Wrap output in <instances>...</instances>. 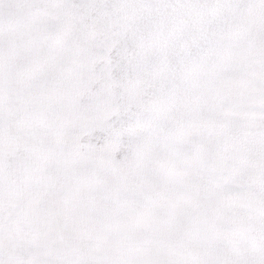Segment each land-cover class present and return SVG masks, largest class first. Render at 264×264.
Wrapping results in <instances>:
<instances>
[{
  "label": "snow or ice",
  "instance_id": "obj_1",
  "mask_svg": "<svg viewBox=\"0 0 264 264\" xmlns=\"http://www.w3.org/2000/svg\"><path fill=\"white\" fill-rule=\"evenodd\" d=\"M0 264H264V0H0Z\"/></svg>",
  "mask_w": 264,
  "mask_h": 264
}]
</instances>
